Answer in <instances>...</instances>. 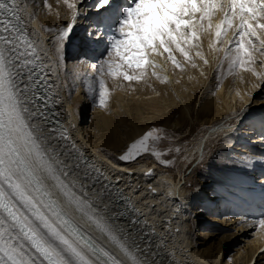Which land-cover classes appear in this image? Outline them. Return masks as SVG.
Segmentation results:
<instances>
[{"label":"snow or ice","instance_id":"obj_1","mask_svg":"<svg viewBox=\"0 0 264 264\" xmlns=\"http://www.w3.org/2000/svg\"><path fill=\"white\" fill-rule=\"evenodd\" d=\"M217 11L225 16L215 25L217 40L223 25L232 28L238 21L234 66H250L253 51L264 55V0H135L109 55L119 57L120 66L140 69L148 63L149 50H162L180 67L173 50L188 59L186 46L213 28ZM19 13L17 0H0V264H147L136 255L143 252L136 238L142 221L129 217L125 227L117 225L125 213L112 211L110 199L103 203L112 185L96 188L101 176L74 162L79 150L67 143L71 137L65 131L58 138L52 126H43L46 118L35 106L36 97L29 99V93L39 96V85L48 77ZM72 26L61 31V41ZM122 75L126 81L137 79L127 71ZM99 95L103 105V81ZM151 135L132 142L120 159L128 161L146 150ZM122 199L118 195V202Z\"/></svg>","mask_w":264,"mask_h":264},{"label":"rangeland","instance_id":"obj_2","mask_svg":"<svg viewBox=\"0 0 264 264\" xmlns=\"http://www.w3.org/2000/svg\"><path fill=\"white\" fill-rule=\"evenodd\" d=\"M29 1L34 6L35 16L38 15L40 20H55L60 13L59 8L64 7L60 0ZM113 2L114 0H109L107 5H102L101 0H83L82 5L78 6V4H74V0H68V4L61 15H72L77 10L81 14L80 18L77 16L78 27L85 23L91 25L94 18L93 15L86 18L88 10L91 8L92 11H95L100 7L108 9L115 4ZM216 2L223 4L227 0H217ZM126 4L127 1L122 0L116 6L121 9ZM117 13L120 17L119 13L121 12L117 11ZM212 19L213 26L215 22L216 24L221 23L225 19L224 13L217 11ZM119 22L116 29L120 26ZM68 24L69 22L61 23L59 26L51 28V30H62ZM237 24L238 21H233L232 28H228L226 24L223 25L220 40L213 39L212 43L214 44L210 45L205 42L203 32H201L199 41H193L192 45L186 46L189 54L188 59H185L180 52L173 50V56L180 67H177L176 64L166 58L167 53L161 54L162 50L158 52L149 50L146 55L148 63L140 69H130L126 64L120 66L122 62L119 57H116L114 53L109 55L112 41L119 35H107L104 32L105 25H103L102 31L99 32L102 33L103 43L100 56H96L97 58L93 61L89 60L86 67L84 64L79 66L77 68V78H73L67 74V69L71 64L70 61L75 56L80 57L83 54L81 46L77 47L79 38L81 36H83V39L90 38V35L94 34L92 27L83 25L81 33L56 43V50L64 72L63 75L68 84L70 105L78 115L85 118L83 125L84 127L88 126L87 131L89 133L93 131L107 132L112 137L115 133L112 142L114 145L119 146L118 150L120 151L127 147L128 141L130 142L129 137L133 138L138 135L142 138V131L145 132L143 136L151 132L152 135L148 140L151 154L146 161L152 162L155 158H161L164 163H170L169 170L175 177L176 175L179 176L180 171L178 170H180L187 157L191 155L189 150L190 152L193 151L196 140L204 135L203 132L206 134L209 131H206L207 125H209L206 122L214 116L205 106L210 102H214L219 92H223L225 89L226 96L224 100L231 106L228 111L233 116L240 114L247 107L254 109L262 107V110H264V55L253 51V63L246 66V68H239L232 64V59L236 55L232 42L237 38L234 35ZM205 26H207V21H205ZM76 27L74 24V28ZM215 44L216 46H214ZM74 50L77 52H74ZM197 52L200 55H197ZM80 60L82 59L80 58ZM205 60L207 63H205ZM125 71L137 77V79L124 80L122 73ZM101 81H103L107 91L103 105L100 103L99 95ZM78 90H84L82 95H79ZM201 109H204L208 114L202 115L200 113ZM92 110H96L94 117L89 115ZM236 111H238L237 114H235ZM214 115H216L215 112ZM235 124L233 130L226 135L219 139L211 138L207 140L206 146L209 148V152L202 151L190 168L186 172H182L183 175L185 174L186 185L190 190H196L201 183L210 180L211 187H209L208 196H211L222 192L220 188L213 186L219 175L221 177L226 176L229 171L235 170L236 172H233L242 177L251 176L253 179H259L260 175H256L258 170L264 173V148H262L264 147V142H262L264 132L257 131L256 133L262 137L261 142L252 144L255 133L250 130L254 127L253 124L248 120L242 124L235 121ZM258 126L264 128V124L261 122ZM134 132L135 136H133ZM237 137L239 139L235 140L234 145L228 148L227 141ZM96 143H103V141L98 140ZM191 146L192 148H190ZM240 149L244 151L239 152ZM182 161L183 163H181ZM246 163L253 167L257 166L258 169L246 170L239 167ZM248 181L253 182L255 180ZM259 182H253L249 185L254 186ZM256 187V189L251 188V190L256 191V193H264V183H262L261 192L258 186ZM231 188L234 187L227 185L225 189L228 191L222 192L223 197H229L230 202L240 207L234 205V210L230 209L232 207L230 204H226V215L220 226L214 228L210 225L208 220L212 214L206 213L205 207L196 206L193 210L196 214H190L192 219L195 220L194 230L198 236H201L206 230H209L210 234H214L211 240H200L205 242L204 247L225 242L221 259L218 258L223 264L233 263L236 257H233L232 261L231 259L237 252L235 250L242 248L247 242L259 245L264 240V225L260 223L264 220V200L263 205H257V209L253 211L248 204L243 203L245 207L239 204L241 199L237 195L242 193L239 189H233L234 191L237 190L238 193L232 198L230 197ZM243 195L245 196V194ZM261 198H264V196ZM199 213L206 216H201ZM194 215L199 217H193ZM196 242H199V237ZM238 255H242V251ZM215 262L212 261V264H215Z\"/></svg>","mask_w":264,"mask_h":264},{"label":"bare ground","instance_id":"obj_3","mask_svg":"<svg viewBox=\"0 0 264 264\" xmlns=\"http://www.w3.org/2000/svg\"><path fill=\"white\" fill-rule=\"evenodd\" d=\"M60 1L64 7L59 8L60 13L57 18L55 20L50 19L46 21L38 19V15L35 16L34 6L31 1L17 0V6L20 9L19 14L22 17V27H24L25 31L29 34L32 46L37 50L39 60L43 62L42 67L45 70V76L48 77L39 85V96H37L35 92L29 93V99H32L34 96L36 97L37 104L35 106L40 108V116L46 118L43 126H52L58 138L61 137L65 131L67 132L71 137V140L67 143H74L76 149L79 150L73 153L74 162L79 163L82 170L101 176V183L96 185L97 189H100L101 184L104 183L112 185L111 189L108 190L109 198L104 199L103 203H108L110 199L112 202V211H123L125 213V215L117 221L119 227H125L129 223V217L142 221V223L137 226L140 232V235L136 237L137 243L140 245V248L143 249V252L139 250L136 252L138 261H146L147 264H212V261H216L215 264H219L225 242L221 244L214 243L210 244L208 247H204L206 244L201 241L213 239L214 234H210L211 232H209V230L204 231L201 236L195 233V220L191 217L193 214H196L193 211L194 207H205L206 213L212 214L208 220L210 221V225L216 228L223 223L222 220L226 215L227 209L226 204H230L232 206L230 209L234 210V205H237L230 202L228 200L229 197H223L222 192L228 191L225 189L227 185L234 187L230 189L231 198L237 195L238 191L233 190L236 188L245 194V196L242 193L237 195L241 199V203H239L241 206L245 207L244 204L250 205V203L260 206L258 202L260 199L263 202L264 198L261 197L264 196V193H256V191L251 190V188L256 189V186H258L260 191L262 183H264V173L258 170L256 175H260V178L253 179L251 176L242 177L235 174V170H231L226 176L221 177V175H219L217 181L213 183V186L220 188L222 192L208 196L209 187H211L210 180L201 183L196 190H190L186 185L187 180L184 176L185 174L183 175L182 172H186L190 168L202 151L209 152V148L206 146L207 140L211 138L219 139L232 131L236 125L235 121L241 124L246 123L247 120L250 121L256 128L253 127L250 130L255 133L252 144L261 142L260 139H262V137L256 132H264V128L258 126L259 122L264 124V110H262V107H259L260 109L247 107L244 108L240 114H237L238 111H236L235 114L237 115L233 116L232 113L228 111L231 106L224 100L226 96L225 89L223 92H219L218 98L216 97L214 102H210L205 106V108H208L209 111L213 113L215 119L212 118L206 122V124H209L207 125L206 131H209L206 134L203 132L204 135L198 138L194 144L196 145L195 149H192L193 151L191 152L189 150L191 155L187 157L184 163L183 161L181 162L183 164L180 170H178L180 171L179 176L176 175L175 177L169 170L170 163H164L161 158H155L152 162L146 161V159H148L147 157H150L151 154L148 141H146V150L137 153L133 159L128 161L121 160L120 156L125 154L127 147L135 140L140 139V136H135L134 132L133 136L135 137H129L130 142L128 141L127 147L120 151L118 150L119 146L114 145L112 142L115 133L112 137L108 135L107 132L93 131L89 133V131H87L89 129L88 126L84 127L83 125L85 118L78 115L70 105L68 84L64 78V72L56 50V43L61 41L59 35L63 29L58 31L51 30V28L59 26L61 23L69 22V24H73L70 34L67 37L69 38L81 33L83 25L92 27L94 34L90 35V38L86 37L83 39V36L79 38V45L77 47L81 46L80 48L83 50V54L80 57L75 56L74 59L70 61L71 64H69L67 69V74L69 76L77 78L76 74L79 66H83L84 64L86 67L89 60L93 61L100 56L102 51L101 45H103V43L101 37L102 33L99 32L102 31L101 28L104 27L103 25H106L105 16L108 14L106 12L112 10L111 8L107 9L105 7H100L92 11L90 8L86 14V18L93 15L94 22L91 25L85 23L81 25V27H78L77 16L80 18V11L78 12L75 10V14L63 16L61 12L64 10L65 6H67L68 0ZM82 1L83 0H74V4L81 6ZM121 1L122 0H114L113 3H115L116 6ZM126 1L128 5L122 7H127V9L130 5H134L135 2V0ZM74 16H76L75 20H73ZM218 18L220 17L218 16ZM13 22L15 23V21ZM74 24L77 26L76 28H74ZM215 25L216 22L209 32H203L204 40L206 43L208 42L209 45L214 44L212 43L213 39H217L215 37ZM49 29L50 32H48ZM214 46H216V44ZM74 52L77 51L74 50ZM80 58L82 60H80ZM73 81L76 82L75 80ZM78 91L79 95H82L84 92V90ZM40 97L44 99L41 100ZM214 112L216 115H214ZM200 113L204 116L208 114L204 109H201ZM95 114L96 110H92V112L89 113L91 117H94ZM213 125L214 127H212ZM143 133L145 132L142 131V137ZM238 139V137L229 139L226 143L227 147H232L234 141ZM98 140L103 141V143H96ZM262 140V142H264V139ZM62 143L64 142L62 141ZM190 148H192V146ZM243 151V149H240L239 152ZM144 156H146V158H144ZM239 167H243L247 170L256 168L257 166L253 167L246 163ZM230 168L234 169L235 167ZM104 177L108 179L104 180ZM248 180L260 182L251 186L249 184L253 182H249ZM243 183H245V186ZM89 195L93 194L89 193ZM118 195L123 198L120 202H118ZM120 203H123V207L119 206ZM237 207L240 206L237 205ZM199 215L201 214L199 213ZM201 216L206 215L204 214ZM193 217L198 218L199 216L194 215ZM198 237L199 242H196ZM235 251L237 252L232 256L231 261L233 257H236V259L231 264H264V240L259 245L247 242L242 248L236 249ZM241 251L242 255L239 256L238 253ZM127 264H131V261H128ZM220 264H223L222 261Z\"/></svg>","mask_w":264,"mask_h":264},{"label":"water","instance_id":"obj_4","mask_svg":"<svg viewBox=\"0 0 264 264\" xmlns=\"http://www.w3.org/2000/svg\"><path fill=\"white\" fill-rule=\"evenodd\" d=\"M121 157V156H120Z\"/></svg>","mask_w":264,"mask_h":264}]
</instances>
